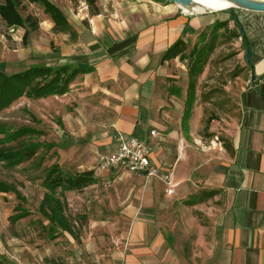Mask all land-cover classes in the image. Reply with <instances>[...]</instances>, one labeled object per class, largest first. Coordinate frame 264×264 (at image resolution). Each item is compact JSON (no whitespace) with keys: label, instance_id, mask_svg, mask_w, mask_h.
<instances>
[{"label":"crops","instance_id":"crops-1","mask_svg":"<svg viewBox=\"0 0 264 264\" xmlns=\"http://www.w3.org/2000/svg\"><path fill=\"white\" fill-rule=\"evenodd\" d=\"M27 1L42 9L50 30L72 38L63 44L60 66H82L90 70L79 75L64 95L46 97L63 98L66 103L64 127L71 137L70 143L59 146L69 147L74 136L88 135L82 141H90L94 149H105L102 151L105 153L111 148L114 135L120 133L140 138L153 149L152 164L158 169V175L148 181L137 195L138 200L128 206L127 237L109 250L108 260L98 257L96 261L105 264H264V13L245 11L240 15L251 49L252 70L240 97V115L229 142V160L210 180L215 189L223 191V205L217 221L206 228L189 210L175 206L176 201L170 198L175 193L167 195L163 177L171 172L167 142L173 132L165 134L167 126L162 109L167 102L160 89L163 78L169 75L166 67L170 61L162 62L164 53L179 39L188 43L190 37L199 36L219 18L211 14H187L179 6L161 0H84L92 5L91 11L80 0L82 9L75 12L72 10L77 0H49L62 10L72 27L70 32H57L44 9ZM22 8L24 17L33 16L26 12L23 2ZM0 21L9 30L20 29L8 27L1 16ZM152 130L159 136L151 137ZM54 164L61 167L58 162ZM82 172L85 171L78 173ZM117 173H120L118 179L126 175ZM95 176L97 182L89 187L98 185L100 175L95 172ZM170 176L174 184L175 177ZM109 178L106 183L110 184ZM42 186L45 192L38 211L48 221L49 229L50 219L40 208L45 195L52 192ZM13 187L17 193L0 194H14L25 202L22 193ZM89 187L54 192L63 203L71 231L59 230L56 237L49 236L51 240L62 234L70 242L75 239V221L67 213L68 196L85 194ZM176 208L179 219H170L168 214L176 213ZM15 211L12 223L31 215L23 206ZM24 211L27 214L22 216ZM17 216L22 217L13 222ZM88 253V250L80 253L69 264H91Z\"/></svg>","mask_w":264,"mask_h":264},{"label":"rangeland","instance_id":"rangeland-1","mask_svg":"<svg viewBox=\"0 0 264 264\" xmlns=\"http://www.w3.org/2000/svg\"><path fill=\"white\" fill-rule=\"evenodd\" d=\"M79 1L73 12L82 9ZM2 2L0 0V4ZM22 2L26 12L37 20L38 27L29 28L30 37L24 42L25 30L20 28L18 32H11L0 21V70L14 74L32 66L57 68L63 60V44L72 38L55 34L45 23L42 9L27 0ZM84 7H88V11L92 9L89 3ZM227 10L194 13L189 9L186 13L215 15L220 19L217 23L233 19V16L241 20L243 16L240 15L245 12ZM83 24L86 27V21ZM212 28L213 25L201 32L207 36H193L187 40L186 55L195 46L202 49L215 44L201 72L191 75L189 59L185 62L172 60L166 67L169 75L163 78L160 89L167 102L162 109L167 126L165 134L173 132L168 137L167 154L176 189L170 198L176 201V207L189 210L206 228L217 221L223 205V191L215 189L210 180L229 160L226 143L230 142L238 123L240 97L247 88L252 70L247 64L242 40L231 37L234 22H229L231 31L220 30L215 36ZM73 29L76 30V26ZM65 104L63 98L33 100L23 97L0 113V149L35 148L33 157L16 167L0 163V182L15 186L26 199L21 202L14 194H0V264H69L87 250L89 262L95 264L98 257L108 260L109 250L127 237L130 229L127 208L138 200L137 195L150 179L131 173L118 179L120 173L99 170V159L105 149L96 150L90 141H82L88 135L74 136L69 147L59 146L70 143L71 137L64 127ZM24 127H33L39 133L14 137L15 132ZM52 143L56 146L49 148ZM55 162L68 174L94 170L100 175L96 187H89L85 194L68 196L67 213L75 221L76 237L72 242L64 234L51 240L48 221L38 211L45 192L43 180ZM109 176L111 185L106 183ZM213 189L220 190L214 198L194 206L187 205L194 195ZM18 206L28 208L31 215L12 223L11 217ZM178 208L176 213L168 214L170 219H179Z\"/></svg>","mask_w":264,"mask_h":264},{"label":"trees","instance_id":"trees-1","mask_svg":"<svg viewBox=\"0 0 264 264\" xmlns=\"http://www.w3.org/2000/svg\"><path fill=\"white\" fill-rule=\"evenodd\" d=\"M29 2L37 4L44 9V13L48 15L55 24V31L70 32L72 30V27L62 10L49 0H29ZM21 10H23L21 0H4L3 4L0 5V16L8 27L25 29L23 41L26 42L30 35L29 27L35 28L38 23L31 15L24 17ZM230 12H234V10H230ZM231 21L234 22L235 26L232 31L229 28V22ZM220 30L231 31V37L241 39L245 49H250L244 28L237 16H233V19H229L225 22H217L213 25L212 33H214V36ZM242 31L244 33H242ZM204 35L205 33H201L199 37ZM214 46L215 44L205 46L202 49L195 46L191 53L186 55L187 43L183 39H179L164 53L162 62L171 61L177 58L185 62L189 59L191 60V63L189 64V72L191 75L194 73L197 74L201 72L208 59V55L212 52ZM247 64L252 68L251 49L250 61H247ZM88 71H90L88 68L82 66L72 67L67 65L58 66L57 68L47 65L32 66L14 74H7L0 71V113L23 97L28 99H42L50 96H62L70 89V85L79 75L87 73ZM37 133L39 132L32 127H24L16 131L14 137H24L26 135ZM53 146L54 145L51 144L49 145V148ZM226 149L231 153V145L229 143H226ZM34 151V147H29L23 150L1 148L0 163L4 162L9 167H15L26 159L32 158ZM96 182L97 178L94 170L85 171L76 175H68L58 164H54L47 170L43 184L46 189L52 192V194L45 195L40 210L43 214L49 217L52 224L48 229L51 238L56 237L59 230L71 231L68 218L64 213L63 203L54 196V192L58 189L72 191L82 190ZM11 191L16 192V189L5 182H0V192ZM219 193L220 190H205L200 195H194L191 200L187 202V205L194 206L203 203L214 198ZM26 214L27 212L24 211L22 216ZM22 216H17L13 218L12 221L15 222Z\"/></svg>","mask_w":264,"mask_h":264},{"label":"built area","instance_id":"built-area-1","mask_svg":"<svg viewBox=\"0 0 264 264\" xmlns=\"http://www.w3.org/2000/svg\"><path fill=\"white\" fill-rule=\"evenodd\" d=\"M10 31L17 32L14 28ZM150 136L158 137L159 134L152 130ZM152 152V147L146 141L120 133L116 134L111 148L100 156L99 170L131 173L151 179L158 175V169L152 164ZM163 181L168 186L167 195L172 196L175 193V186L171 182V176L164 175ZM95 264L105 263L96 261Z\"/></svg>","mask_w":264,"mask_h":264},{"label":"water","instance_id":"water-1","mask_svg":"<svg viewBox=\"0 0 264 264\" xmlns=\"http://www.w3.org/2000/svg\"><path fill=\"white\" fill-rule=\"evenodd\" d=\"M169 4H175L180 7L181 10L193 9L197 6V0H165ZM232 4L234 8L229 10L238 9L241 11L253 12V13H264V0H225ZM213 12V11H211ZM242 33H244L242 31ZM246 60L250 61V49H246L245 54Z\"/></svg>","mask_w":264,"mask_h":264},{"label":"bare ground","instance_id":"bare-ground-1","mask_svg":"<svg viewBox=\"0 0 264 264\" xmlns=\"http://www.w3.org/2000/svg\"><path fill=\"white\" fill-rule=\"evenodd\" d=\"M197 6L193 8L194 13H206L211 12V9H215L218 11L227 10L230 8H234L231 3L225 0H197ZM227 4V7L224 5ZM184 12H187L188 9L183 8ZM216 11V12H218Z\"/></svg>","mask_w":264,"mask_h":264},{"label":"clouds","instance_id":"clouds-1","mask_svg":"<svg viewBox=\"0 0 264 264\" xmlns=\"http://www.w3.org/2000/svg\"><path fill=\"white\" fill-rule=\"evenodd\" d=\"M224 6L227 7V4H225Z\"/></svg>","mask_w":264,"mask_h":264}]
</instances>
